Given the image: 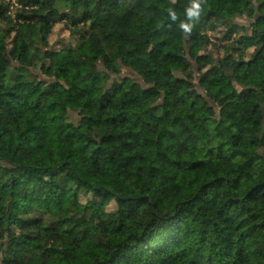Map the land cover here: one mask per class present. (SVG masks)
Returning a JSON list of instances; mask_svg holds the SVG:
<instances>
[{"label":"trees","instance_id":"1","mask_svg":"<svg viewBox=\"0 0 264 264\" xmlns=\"http://www.w3.org/2000/svg\"><path fill=\"white\" fill-rule=\"evenodd\" d=\"M0 264H264V0H0Z\"/></svg>","mask_w":264,"mask_h":264},{"label":"rangeland","instance_id":"2","mask_svg":"<svg viewBox=\"0 0 264 264\" xmlns=\"http://www.w3.org/2000/svg\"><path fill=\"white\" fill-rule=\"evenodd\" d=\"M239 21L248 23V20H245L243 18L239 19ZM210 34L212 36V41H218L216 40V37H220L222 35L220 32H216V33L210 32ZM76 41L77 40L72 35V31L63 24H58L56 26L54 33L50 38L51 44L58 47L60 44L75 45ZM242 62L243 64L240 67V71H239L240 89L241 86L242 87L246 86L242 83L245 79L250 81L251 83L250 87L257 86L259 83L258 81L260 79V76L259 73L257 72V69L255 68V65L252 62V50L246 51V53L242 56ZM123 76L128 78H135L134 77L135 75H133V73L129 70H126ZM240 89L231 86L226 79H223L219 82H216L212 86L211 91L217 99H220L223 96H228L232 104H237V105L243 104L246 107H251L255 101V98L249 97L245 99L240 94ZM2 144L6 152L12 153L15 149L26 146L27 142L26 139L24 138L14 140L12 138L6 137L3 139ZM73 249H74V244L70 241L56 240L49 244L50 254L53 256H57L61 252H70Z\"/></svg>","mask_w":264,"mask_h":264}]
</instances>
